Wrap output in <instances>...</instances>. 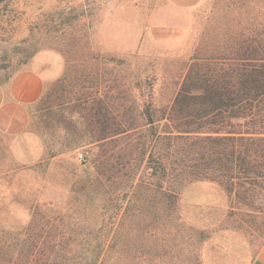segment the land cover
<instances>
[{"label": "rangeland", "instance_id": "374dc122", "mask_svg": "<svg viewBox=\"0 0 264 264\" xmlns=\"http://www.w3.org/2000/svg\"><path fill=\"white\" fill-rule=\"evenodd\" d=\"M262 62L264 0H0V83L45 77L0 109V264H244L257 193L159 166L186 75Z\"/></svg>", "mask_w": 264, "mask_h": 264}, {"label": "trees", "instance_id": "16d2710c", "mask_svg": "<svg viewBox=\"0 0 264 264\" xmlns=\"http://www.w3.org/2000/svg\"><path fill=\"white\" fill-rule=\"evenodd\" d=\"M166 113L172 129L163 134L162 140L166 148L175 147L165 150V157L174 156L178 161L174 165L179 169L169 167L166 171L168 167L159 166L164 175L168 172L175 180L215 178L230 196L236 187L249 194L244 196L245 199L257 193L261 198L259 207H254L251 202L244 208L262 212L264 62L226 69L196 67L186 75ZM146 114L152 122L154 114L151 111ZM129 130L132 128L120 127L118 134ZM173 191L167 190L168 193ZM168 195L172 196L171 193ZM65 249L62 247L58 252ZM39 253L43 256L42 249ZM62 259H67L65 254ZM33 264L48 263L46 259H38Z\"/></svg>", "mask_w": 264, "mask_h": 264}, {"label": "crops", "instance_id": "0c3cea01", "mask_svg": "<svg viewBox=\"0 0 264 264\" xmlns=\"http://www.w3.org/2000/svg\"><path fill=\"white\" fill-rule=\"evenodd\" d=\"M44 89L45 77L40 71L31 68L20 69L0 83V109L8 104H33L41 98ZM245 260L244 264H264V248Z\"/></svg>", "mask_w": 264, "mask_h": 264}]
</instances>
